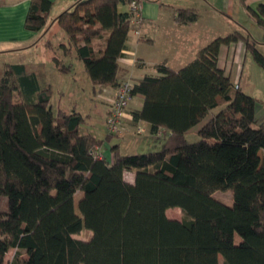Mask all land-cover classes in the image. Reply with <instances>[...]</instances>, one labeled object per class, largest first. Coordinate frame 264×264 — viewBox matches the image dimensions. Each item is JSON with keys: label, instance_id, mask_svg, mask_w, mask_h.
Instances as JSON below:
<instances>
[{"label": "trees", "instance_id": "trees-1", "mask_svg": "<svg viewBox=\"0 0 264 264\" xmlns=\"http://www.w3.org/2000/svg\"><path fill=\"white\" fill-rule=\"evenodd\" d=\"M132 2L140 4L78 0L54 20L68 38L60 46L64 55L75 52L94 94L123 81L118 60L134 17ZM51 7L49 0H30L24 28L43 34ZM248 12L264 31V2ZM196 19L195 10L176 12L179 24ZM238 41L264 71L256 42L235 31L212 40L178 71L161 62L158 75L130 80V97L143 98L132 121L147 123L153 136L159 128L169 134L155 151L123 154L111 146V160L93 151L113 134H81L86 117L52 109L43 72L4 64L0 264L11 249L10 264H219V257L222 264H264V119L257 116L264 101L234 88L217 65L220 47ZM52 60L59 72L71 70L61 58ZM195 127L196 140L189 142ZM227 190L231 206L212 198ZM175 207L181 220L167 217ZM83 228L92 233L87 241L73 237Z\"/></svg>", "mask_w": 264, "mask_h": 264}, {"label": "crops", "instance_id": "crops-1", "mask_svg": "<svg viewBox=\"0 0 264 264\" xmlns=\"http://www.w3.org/2000/svg\"><path fill=\"white\" fill-rule=\"evenodd\" d=\"M49 1L52 2V7L48 14L47 29L43 34H35L24 28V20L29 9L30 0H0V67L6 63L23 64L30 71L36 70L31 65V61H29L30 63L28 61L26 64L24 63V60L28 59L25 56H30L29 53L32 48L41 45L49 50L51 44L53 47L54 45L60 47L68 43L67 36L56 27L54 20L61 12L70 8L78 0ZM263 2L264 0H140L142 21L139 26L131 22L126 47L118 60L119 66L124 72L120 75L119 81L124 79L135 81L145 75H158L155 66L161 62H165L169 68L178 71L191 62L196 53L212 40L227 36L225 34H231L235 31L249 34L256 42L257 49L260 52L261 50L264 51V31L257 26L248 12V8L254 9ZM118 9L128 11L129 7L128 5H119ZM180 9L195 10L197 19L190 24L177 23L175 21L176 12ZM135 30H138V35L135 34ZM45 38L50 41V45H46V41L43 44ZM59 49L61 51L59 58L65 63L71 64V70L68 73L75 74L80 69L75 52L72 51L73 60H70V56L64 55L61 47ZM262 54L264 55V52ZM53 57L52 55L51 59L47 58L46 63L49 60L53 63ZM251 59L243 42L238 41L220 47L217 65L232 83L237 81V85L242 92L255 97V86L249 83L250 79L246 78L243 83L241 82L245 71L249 75V68L246 70L245 64L249 63ZM38 64L39 66L45 65L41 62ZM27 65L31 68H28ZM86 81L87 84L90 83V87L94 92L96 88L92 86L89 79ZM109 93L115 94V89L106 87L96 94L105 108L104 116L107 113V103H104L100 97L104 94L107 96ZM257 99L264 101L261 98ZM142 103L143 98L141 96L130 97L126 117L122 122L124 133L121 137H119L120 135L116 136L119 142H105L101 148L103 154L109 160L112 159L111 146L118 145L120 152L123 153L124 141L128 136L133 135L132 130L134 129L141 128L143 131L142 134H138L139 138L134 136L137 139H140V137L154 138L149 133L147 123H134L132 121L131 113L139 110ZM57 107L61 106L57 105ZM71 111H75V108L73 107ZM82 116L87 119L89 115ZM257 116L261 120L264 119V110L261 106L258 108ZM197 130L198 127H195L189 133H195ZM93 136L100 138L97 135ZM138 142L139 140H137ZM124 147L127 148L126 145Z\"/></svg>", "mask_w": 264, "mask_h": 264}, {"label": "rangeland", "instance_id": "rangeland-1", "mask_svg": "<svg viewBox=\"0 0 264 264\" xmlns=\"http://www.w3.org/2000/svg\"><path fill=\"white\" fill-rule=\"evenodd\" d=\"M63 32V31H62ZM63 34H65L63 32ZM228 35V34H225ZM50 36V35H49ZM48 36V37H49ZM66 36V34H65ZM60 39V38H59ZM47 42L46 45H50V41H48L47 38L44 39V42ZM52 47V48H51ZM60 47H57L52 44L49 46V50L47 48H44L41 45H37L34 48H32V51L29 53V57L25 56V58H28L27 60H24V63L31 61V65L35 67L36 70H40L44 73L45 77L44 81L47 82L49 88H50V99L52 104V109L55 110L57 105L61 106L64 110L70 112L72 108H75V111L81 113L82 115H89L85 122L80 127V133H91L93 135H97L100 138H105L107 136V130H106V124H105V108L103 107V104L100 102L99 98L96 94L92 91V88L90 87V83H86L88 80L87 75L83 69V65L80 61L79 62V70L73 74L69 73H62L59 72L55 67L53 66V63L49 60L48 63H46L49 58L51 59V56L59 57L61 51H59ZM264 52L261 50V53ZM70 60H73V53H70ZM48 58V59H47ZM39 62L45 63L44 66H39ZM30 63V62H29ZM3 65L0 67V76L2 73ZM28 68H31L29 65H27ZM246 70L249 68V75H247L246 71L242 75V83L247 78L250 79L249 83L255 86L254 89V95L257 98H261L264 100V71L260 69L251 59L249 63L245 64ZM79 80V81H78ZM248 81V80H247ZM90 82V81H89ZM233 85L237 86V81L233 83ZM235 88V87H234ZM106 94V93H105ZM102 95L100 99L107 103V111L109 108V103L114 97V93H109V95L105 96ZM109 97V98H107ZM109 101V102H108ZM129 104V103H128ZM219 108H216L213 110V112H217ZM261 119V118H260ZM123 122V120H122ZM137 129L132 130L131 136H128L126 138V141H124L122 152L123 154H139V153H145L148 151H155L160 149V147L165 142V139H157V138H150V137H140V139H137L135 137H138V134H136ZM124 133L122 125H121V132L118 135H113L110 139V143H117L119 140L116 138V136L121 137ZM142 134V133H141ZM140 135V134H139ZM135 136V137H134ZM137 140L139 142L137 143ZM144 140V141H143ZM187 140L189 142H193L196 140V135L194 132L187 134ZM127 146L125 148L124 146ZM100 148V147H99ZM102 148V147H101ZM130 172H125L123 177L126 181L132 180ZM212 198L216 201H219L223 203L224 205L231 206L232 205V191H218L215 192L212 195ZM79 197L78 195L74 199V210L75 213L79 214L78 207H77V201ZM6 209V198H1L0 200V210ZM167 217L174 220H181L183 218V212L180 208H170L166 212ZM92 233L91 231L83 228L79 233L75 234L73 237L87 241L90 239ZM236 241L238 242L239 237L235 236ZM15 254V250L11 249L7 255H6V264H10L13 256ZM26 257L22 256L20 258V261H23ZM219 264H222V258L219 257Z\"/></svg>", "mask_w": 264, "mask_h": 264}, {"label": "built area", "instance_id": "built-area-1", "mask_svg": "<svg viewBox=\"0 0 264 264\" xmlns=\"http://www.w3.org/2000/svg\"><path fill=\"white\" fill-rule=\"evenodd\" d=\"M131 10L134 12V17L131 20L132 24L139 26L142 21L140 14V4L132 2L130 5ZM136 35L139 34L138 30L134 31ZM132 88V82L127 79L123 80L116 88L113 99L109 103V108L105 116L106 130L109 134L118 135L121 132L122 120L126 117V110L130 100V90ZM235 88L237 86L235 85ZM137 134L143 133L141 128H137ZM168 132L165 129L159 128L154 135L157 139H165L168 136ZM93 153L95 157L102 158L103 152L99 147H95Z\"/></svg>", "mask_w": 264, "mask_h": 264}]
</instances>
